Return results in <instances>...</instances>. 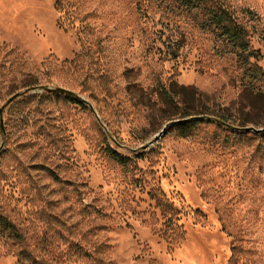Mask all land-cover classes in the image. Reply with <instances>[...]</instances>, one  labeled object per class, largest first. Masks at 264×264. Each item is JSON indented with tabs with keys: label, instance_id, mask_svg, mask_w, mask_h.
I'll list each match as a JSON object with an SVG mask.
<instances>
[{
	"label": "rangeland",
	"instance_id": "374dc122",
	"mask_svg": "<svg viewBox=\"0 0 264 264\" xmlns=\"http://www.w3.org/2000/svg\"><path fill=\"white\" fill-rule=\"evenodd\" d=\"M225 2L264 69V0ZM247 81L175 0H0V211L37 235L45 214L80 222L74 240L113 264H264V93ZM179 118L200 119L192 135L148 144ZM158 196L180 217L167 236ZM16 252L0 232V264Z\"/></svg>",
	"mask_w": 264,
	"mask_h": 264
},
{
	"label": "trees",
	"instance_id": "16d2710c",
	"mask_svg": "<svg viewBox=\"0 0 264 264\" xmlns=\"http://www.w3.org/2000/svg\"><path fill=\"white\" fill-rule=\"evenodd\" d=\"M177 4L188 10L195 11L200 16V24L204 29L215 33L216 37L228 48V52L235 56L237 63L245 70L247 82L246 88L252 92L264 93V69L252 61L261 57L259 50L253 49L250 43V32L247 26L241 22L225 0H175ZM251 16L254 12L248 11ZM180 47V46H179ZM172 48L167 52L172 57L178 55V49ZM160 97L166 105H177L178 98L170 89L162 85L159 87ZM55 94L61 95L60 92ZM74 102H79L73 99ZM206 113V112H202ZM191 113H185L188 116ZM225 117L218 115L217 120L223 122ZM173 127L179 131V135L187 137L194 133L196 124L200 119L179 118ZM109 155L121 164H126L129 158L122 153L108 147ZM158 207L164 218L162 234L167 236L170 229L177 226L178 211L168 199L163 196L155 197ZM48 229L37 235L31 232L21 223L8 218L0 211V232L6 236L17 248V264H77L78 261L88 259L93 264H113L110 260L99 256L102 245L95 246V251L84 248L74 237L82 234L77 230L80 222H71L62 215L45 214ZM34 240L31 243V240Z\"/></svg>",
	"mask_w": 264,
	"mask_h": 264
},
{
	"label": "water",
	"instance_id": "95a60500",
	"mask_svg": "<svg viewBox=\"0 0 264 264\" xmlns=\"http://www.w3.org/2000/svg\"><path fill=\"white\" fill-rule=\"evenodd\" d=\"M47 91H50V92H60V93H66V94H73V91H71L70 89L68 88H65V87H62V86H57V87H46L45 88ZM22 94V92H16L15 94H13L11 97L8 98L7 102H6V105L9 104L10 102H12L13 100H15L17 97H19L20 95ZM3 109L4 107H2L0 109V114L3 113ZM179 120H173L171 122H169L168 124H166L160 132H158L154 138L152 140L149 141L148 144L158 140L163 134H165V132L167 131V128L169 125L171 124H174L176 122H178ZM242 129H245V130H250V129H255L253 127H242ZM255 130H258V131H262L264 129H255ZM143 147H147V145H143Z\"/></svg>",
	"mask_w": 264,
	"mask_h": 264
}]
</instances>
